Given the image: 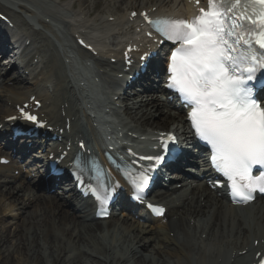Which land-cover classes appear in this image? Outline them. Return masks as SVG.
<instances>
[{
  "label": "snow or ice",
  "instance_id": "snow-or-ice-1",
  "mask_svg": "<svg viewBox=\"0 0 264 264\" xmlns=\"http://www.w3.org/2000/svg\"><path fill=\"white\" fill-rule=\"evenodd\" d=\"M208 5L190 20L149 23L174 45L167 87L191 108L195 133L210 146V161L229 181L232 197L248 202L254 193L264 194V0H208ZM26 119L44 126L34 115ZM168 141L175 143V137L162 142L164 153L170 150ZM143 159L159 164L165 156ZM129 179L140 200L150 176L141 172ZM110 196L106 191L104 199ZM101 213L106 214L103 208Z\"/></svg>",
  "mask_w": 264,
  "mask_h": 264
},
{
  "label": "bare ground",
  "instance_id": "bare-ground-1",
  "mask_svg": "<svg viewBox=\"0 0 264 264\" xmlns=\"http://www.w3.org/2000/svg\"><path fill=\"white\" fill-rule=\"evenodd\" d=\"M30 1L34 2L37 7L39 6L44 10L46 14H49L51 18H59L57 22L64 26L60 20L64 21L61 18V15L68 10L66 8L67 5L65 8H62V6L59 5L55 6V2H53L50 3L49 8H47L43 6L39 0ZM117 1L122 6H125L123 10L120 12H111L109 10L108 12L118 15L120 20L122 19V15L127 14L129 11L141 9L151 4L152 6L160 5L163 8H171L172 10L176 8L181 9L185 5L184 0ZM0 9H2L1 5ZM28 15H32V13H29ZM96 19L97 22H99L101 17H97ZM90 22L94 21H88V23ZM97 26L100 31L98 35L105 33L104 29L100 27V23L97 24ZM107 26H109V24L103 25V27ZM69 30L72 31L71 28H69ZM32 36L35 41L43 40L45 38L44 34L36 32H33ZM54 61L56 60L51 61L50 64H53ZM41 72L46 74L43 76L46 80L49 79L50 83L54 82L47 66H45ZM64 79V87H56L55 91H57L58 94L69 96L72 110H75V104L79 102L75 83L71 80L72 76H69L67 71L64 75ZM60 80L63 79H57L56 82H59ZM0 90L1 112L7 111L8 109L5 106V103L8 102V100L3 95L4 93L13 94L11 100L14 102L23 101L28 97V93L26 92L24 98L19 100L20 98L15 93V88L0 87ZM36 93L42 95L38 91H36ZM43 94L51 97V94H48L47 92L43 91ZM55 101L56 106L53 108L52 113L57 110L59 104L58 99H55ZM146 112H149V116H146V114L143 115V117H147L146 119L148 120L145 127L151 129L153 126H157L155 128L167 130L170 129L172 121L182 119V114L177 110H169L167 115L170 119L168 118L165 121L161 116L162 112L160 108H157L155 112L146 109ZM154 118L155 120L151 122ZM168 123L170 125H168ZM129 126L133 125L129 124ZM145 131H147V129ZM3 183H11V181L5 179ZM21 187L22 185L18 187L0 186V217L2 219L0 220V264H104L102 262V257L106 258L107 261L110 260L111 264H171L172 262H175V264H189V262H191L190 256L185 254L184 251L172 241L170 238V232L179 231L182 235L184 234L187 236L191 231V229L188 228L191 226L190 221H188V216L191 215L192 212L185 211L184 209L172 210L168 219H166V223H164L165 220H160L157 224L153 223L145 226L130 222L129 219H125L123 225L118 226L117 223L120 220L118 219L110 222L104 227L103 223L96 221H90L88 224L85 223L84 220L89 218V216H82L75 213L73 210V212L69 210L68 208L70 207H67L68 202L61 201L58 195L55 196L54 194H51L49 197L45 194L35 195L33 194L36 192L35 188L29 189L28 193H20ZM15 191L19 192L15 194ZM192 195L197 198L199 195L205 196L204 202L206 205L210 204L211 201H213V203L210 204V206L224 204V200L217 199L213 195H208L207 189L204 188L201 183H198L194 187ZM34 199H37L38 202L32 209L26 211L30 212L29 216L25 215L21 217L20 221L16 222L8 219L11 212L16 208L14 205L17 202L21 206L18 210H24L26 209V201H33ZM53 204L56 205L55 208L53 207ZM38 205H40L41 208H39ZM250 210L254 212V217L250 216V220L253 217L254 219H257L259 224L264 222V208L262 206L258 207L256 210L254 208H249L248 212ZM205 212L206 206L198 209L199 219L196 220L195 229L199 232L204 231L208 235V238L203 240L201 245V247L204 246L206 249L208 248V244L205 242L211 238V234L205 230L206 221L202 219L205 217ZM216 215L218 216V214ZM14 220H18V218L14 217ZM31 224L35 227V232L29 230ZM67 228H69L68 231L66 230ZM104 228H107L108 232H106ZM78 230L80 232L76 235L75 244L77 245V248L75 249L73 244L69 245V241ZM214 230L215 227L210 230V233H214ZM119 235L122 236L121 239L118 238ZM227 235L224 234V237L226 238ZM124 238H126L127 241H124V243L121 244V240ZM234 240V237L225 240V242L229 241L226 246L230 245ZM57 241H60L61 245L64 244L60 252L55 250V244H57ZM199 243L201 242L199 241ZM237 244H232L233 250ZM118 245H120L119 250L117 249ZM162 245L165 246L164 249L161 248ZM226 246L221 251H218L215 247L214 250L210 251L201 259L200 263L210 264L209 261L216 255L219 264H230L231 257L228 254L229 248L227 249ZM67 250L68 252L64 256H56L57 254H61L62 251ZM78 254H80L81 257L78 256ZM220 259H222V263H220ZM200 263L198 262L197 264ZM237 264L239 263L237 262Z\"/></svg>",
  "mask_w": 264,
  "mask_h": 264
}]
</instances>
